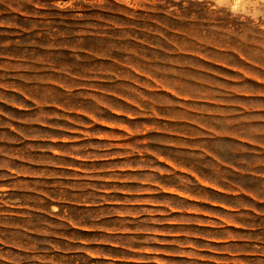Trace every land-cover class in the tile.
Returning <instances> with one entry per match:
<instances>
[{"label":"rangeland","instance_id":"374dc122","mask_svg":"<svg viewBox=\"0 0 264 264\" xmlns=\"http://www.w3.org/2000/svg\"><path fill=\"white\" fill-rule=\"evenodd\" d=\"M0 264H264V0H0Z\"/></svg>","mask_w":264,"mask_h":264}]
</instances>
